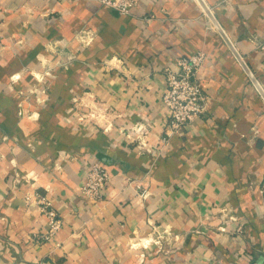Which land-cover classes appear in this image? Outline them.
<instances>
[{
	"label": "crops",
	"instance_id": "crops-1",
	"mask_svg": "<svg viewBox=\"0 0 264 264\" xmlns=\"http://www.w3.org/2000/svg\"><path fill=\"white\" fill-rule=\"evenodd\" d=\"M0 46V264H264V0H0ZM199 51L206 114L163 146L166 70ZM34 191L64 220L39 244Z\"/></svg>",
	"mask_w": 264,
	"mask_h": 264
},
{
	"label": "built area",
	"instance_id": "built-area-1",
	"mask_svg": "<svg viewBox=\"0 0 264 264\" xmlns=\"http://www.w3.org/2000/svg\"><path fill=\"white\" fill-rule=\"evenodd\" d=\"M142 0H100V2L123 15H130ZM1 48V46H0ZM264 52V46H262ZM208 55L199 51L190 57H179L173 65L166 70L167 89L163 95V104L168 111L169 121L167 137L162 139L163 146L168 145L170 139L180 134L185 127H189L196 120L205 116L207 111V97L204 88L198 79L201 68L207 63ZM22 115V111H20ZM95 116V115H90ZM136 132L140 139L148 133V127L140 125ZM111 183L109 171L100 163L94 162L85 170V179L80 188V194L91 203H96L103 198L104 192ZM140 197L146 198L147 192H142ZM26 200L29 204L37 206L48 220L46 232L34 234L35 241L39 244L53 239L62 229L64 220L55 209L53 200L46 194L38 191L28 193ZM158 246L162 244L159 240Z\"/></svg>",
	"mask_w": 264,
	"mask_h": 264
},
{
	"label": "water",
	"instance_id": "water-1",
	"mask_svg": "<svg viewBox=\"0 0 264 264\" xmlns=\"http://www.w3.org/2000/svg\"><path fill=\"white\" fill-rule=\"evenodd\" d=\"M217 24V23H216ZM217 27L219 28V30L223 33V31L221 30V28L219 27V25L217 24ZM228 40V39H227ZM229 42V40H228ZM230 43V42H229ZM240 60H242V58L239 56ZM243 63V60H242ZM244 67L246 69V71L248 72L249 76L251 77V79L253 80L254 84L257 86V88L260 90V92L263 94L264 96V91L262 90L261 86L259 85L258 81L256 80V78L254 77V75L252 74V72L248 69V67L244 64Z\"/></svg>",
	"mask_w": 264,
	"mask_h": 264
}]
</instances>
